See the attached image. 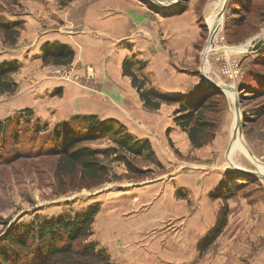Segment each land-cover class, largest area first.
<instances>
[{
    "label": "rangeland",
    "instance_id": "1",
    "mask_svg": "<svg viewBox=\"0 0 264 264\" xmlns=\"http://www.w3.org/2000/svg\"><path fill=\"white\" fill-rule=\"evenodd\" d=\"M140 1L158 12L190 8L195 14L201 13L194 17L199 29L195 63L175 68L201 79L199 66L203 63L205 75L213 82L236 90L242 137L236 133L231 141L235 131L234 96L232 90H221L222 96L216 102L221 107L216 133L208 145L194 148L167 141L161 144L156 135L164 132L161 123L149 126L142 117L141 122L150 132L147 135L132 123L110 117L133 135L149 139L155 159L127 154L140 170L137 172L124 162L112 160L113 155L99 154L111 168L110 181L78 188L77 178L57 180V155L46 145L49 138H44L57 125L69 123L66 131L80 136L84 146L103 149L113 145L108 136L95 135L74 119L96 115L97 120L104 121L109 117L80 112L77 106L69 107L65 99L67 84L95 86L93 67L84 64L80 47L67 38L82 28L69 20L70 0H0V22L16 25L19 32L15 43L10 44L0 28V68L14 65L16 70L9 77L17 84L14 92L0 93V120L12 118L13 124L21 127L18 142L10 138L6 147L0 148V220L7 222L0 223V230L3 233L10 226L36 219L76 215L97 205L90 234L78 239L75 246L93 242L115 264H212L213 259L207 262L206 256L213 257L220 235L224 233L223 237L228 238L235 230L232 226L238 211L248 208L251 217L264 213V179L229 166L264 175V0H159L171 3L167 6ZM54 42L71 47V63L42 62L41 46ZM99 98L105 109L116 110L112 105L116 98ZM129 99L118 98L123 104L132 102ZM139 107L144 112L155 111L143 103ZM25 109L31 111L28 124L23 119ZM36 120L47 129L37 135L31 130ZM231 188V195L222 196L221 191ZM222 206H227L225 225L208 245L201 247Z\"/></svg>",
    "mask_w": 264,
    "mask_h": 264
},
{
    "label": "crops",
    "instance_id": "2",
    "mask_svg": "<svg viewBox=\"0 0 264 264\" xmlns=\"http://www.w3.org/2000/svg\"><path fill=\"white\" fill-rule=\"evenodd\" d=\"M69 11V20L81 25L82 30L67 38L80 47L84 64L93 67L95 86L67 84V105L77 106L80 112H98L105 115L103 118L122 119L147 135H150L147 124L161 123L164 132L156 133L161 144L167 141L175 146L181 143L191 147L186 133L173 122L174 105L161 104L155 111L145 112L139 107L142 101L130 77L122 74L121 63L126 56L136 55L145 63L142 71L148 84L160 92L185 94L195 89L201 79L175 67L184 69L195 63L199 29L194 17L201 13L195 14L190 8L158 12L140 0H70ZM82 72L86 71L82 69ZM100 96L116 98L112 102L116 110L105 109ZM126 96L132 102L120 103ZM142 117L149 122H141ZM254 216H250L248 208L238 211L232 226L235 230L228 238L223 237L224 233L220 235L215 242L219 247L213 257L207 255L205 260L213 259L212 264H264V213Z\"/></svg>",
    "mask_w": 264,
    "mask_h": 264
},
{
    "label": "trees",
    "instance_id": "3",
    "mask_svg": "<svg viewBox=\"0 0 264 264\" xmlns=\"http://www.w3.org/2000/svg\"><path fill=\"white\" fill-rule=\"evenodd\" d=\"M0 28L5 33L6 40L14 44L19 33L15 29L17 26L0 22ZM41 59L44 63L68 65L73 59V51L68 45L59 42L43 44ZM144 66V61L133 55L126 56L121 63L122 74L130 77L131 85L143 105L155 110L161 103L175 104L173 122L186 133L190 144L194 148L209 144L216 133V116L221 110L216 102L222 96L221 90L209 87L200 80L195 89L185 94L160 92L148 84L146 74L142 71ZM15 70L14 65L0 68V93H12L16 90V82L9 77ZM24 114L23 119L28 124L30 109H25ZM19 119V122L23 121ZM74 119L80 124L84 123L83 129L91 130L95 135L108 136L113 145L103 149L84 146L80 143V136L66 131L69 123L57 125L53 131L44 135V138H49V144H46L50 147L49 150L53 149L57 155L54 166V177L57 180L77 178L78 188L96 187L110 181L113 177L111 168L101 161L99 154L105 157L113 155L112 160L124 162L129 169L137 172L140 170L131 164L127 154H145L147 158L155 159L150 140L133 135L116 119L99 121L96 115L75 116ZM13 121L15 120L12 118L0 120V148H5L10 138L15 144L18 142L16 140L20 137L21 127L14 125ZM31 130L37 135L47 129L36 120ZM46 141L45 139L44 143ZM9 145L12 146L13 143ZM225 184L228 185L226 182ZM231 192H234V188L221 191L222 196L231 195ZM97 210L98 206L94 205L76 215L36 219L28 224L10 226L3 233L0 230V264H115L105 250L97 248L93 242L79 243L78 246L74 244L90 234ZM226 214L227 206H222L215 225L209 230L208 238L201 247L208 245L219 234L225 225ZM0 223L7 225L6 221L0 220Z\"/></svg>",
    "mask_w": 264,
    "mask_h": 264
},
{
    "label": "water",
    "instance_id": "4",
    "mask_svg": "<svg viewBox=\"0 0 264 264\" xmlns=\"http://www.w3.org/2000/svg\"><path fill=\"white\" fill-rule=\"evenodd\" d=\"M152 2L160 5V6H167L171 3H163L159 0H151ZM226 1V0H225ZM225 1H224V4L222 5L220 11H219V14H221L223 8H224V5H225ZM199 70H200V73L202 75V78L201 80L204 81L206 84H208L210 87H213L217 90H223V91H226V90H232L233 91V98H234V104H235V131L233 132V134H231V141H232V138L235 137L236 133L237 135H240L242 137V133H241V128H242V120H241V116H240V112H239V108H238V99H237V94H236V90L230 86V85H227V84H218V83H215L213 82L208 76L205 75L204 71H203V68H202V63L201 65L199 66ZM229 146L230 144L228 145V148H227V153L229 151ZM248 152L250 153V156H252L251 152L248 150ZM229 166L233 169V170H236V171H239V172H246V173H250L252 175H255V176H258V177H261L264 179V175L261 174V173H258V172H255V171H250V170H247V169H243L241 167H237L235 165H232L229 163Z\"/></svg>",
    "mask_w": 264,
    "mask_h": 264
},
{
    "label": "bare ground",
    "instance_id": "5",
    "mask_svg": "<svg viewBox=\"0 0 264 264\" xmlns=\"http://www.w3.org/2000/svg\"><path fill=\"white\" fill-rule=\"evenodd\" d=\"M205 52V51H204ZM234 139V138H233ZM162 201V200H161Z\"/></svg>",
    "mask_w": 264,
    "mask_h": 264
}]
</instances>
